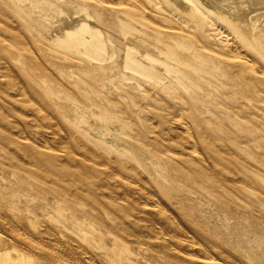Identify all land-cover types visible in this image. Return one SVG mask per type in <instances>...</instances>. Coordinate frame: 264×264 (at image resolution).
Returning <instances> with one entry per match:
<instances>
[{"label":"rangeland","instance_id":"rangeland-1","mask_svg":"<svg viewBox=\"0 0 264 264\" xmlns=\"http://www.w3.org/2000/svg\"><path fill=\"white\" fill-rule=\"evenodd\" d=\"M66 2L76 6L68 28L65 12L48 8ZM172 5L0 0V180L11 189L40 184L57 201L67 194L99 222L147 238L151 264H261V34L241 15L228 14L235 29L200 12L204 19L184 22ZM10 207L0 200V215L10 217ZM148 228L171 237L172 248L143 234ZM186 234L195 238L188 247Z\"/></svg>","mask_w":264,"mask_h":264},{"label":"bare ground","instance_id":"bare-ground-1","mask_svg":"<svg viewBox=\"0 0 264 264\" xmlns=\"http://www.w3.org/2000/svg\"><path fill=\"white\" fill-rule=\"evenodd\" d=\"M44 1L45 0H31V4L34 7H40L41 6V7L45 8ZM165 1L166 2H172V4H173L172 7L174 8V10L172 11L173 15L176 16L178 19H181L184 22H186L188 20H189V22H192L195 18H198L199 15H197V14L202 13L203 16L208 15L210 17H213L216 20L224 22V23L228 24L229 27H233L235 29L236 25L233 26L234 22L232 19H230L228 17V14L229 15H239V16L241 15V17L244 16V18H246L247 21L256 28L257 35L261 34V36H257V37H259L258 39L261 42L259 44L261 46H264V37L262 36L264 34V0H165ZM175 5L177 6L176 9H175ZM75 7H76L75 5H72V4L67 3V2L62 3V4L61 3H58V4L57 3H49V5H48V8L54 9L57 12H65V15H64L65 17L63 20H64L66 28H68L72 23L76 22V18L74 17V14L72 12V11H75ZM107 10L98 11V9L93 8V13H99L101 16H106L110 13V10H109V12ZM200 17H201V19H204V17H202L201 14H200ZM120 18H121V15L117 14V16L115 17L116 23L121 22ZM90 24H91V22H90ZM96 26H98V25H96ZM68 33L69 34L63 33V35H62L61 39H62L63 44L67 43L72 38V32L69 31ZM107 33H109V31ZM257 37H255V40H257ZM252 42H255L254 38H253ZM232 43H233V40H232ZM255 44L257 46L254 45V47L259 46L257 43H255ZM143 45L147 49L154 50V43L152 42V40H150L147 37L143 38ZM256 49H258V48H256ZM31 55L32 54H30V56ZM35 59H37V58L35 57ZM37 62L40 63L41 61L37 60ZM39 65H41V64H39ZM226 67H227V65H226ZM159 68H160L159 70H161V71L164 69V68L162 69V67H159ZM228 68H230V67L228 66ZM46 70H47V67H46ZM164 75H166V74H164ZM235 75H237V74H235ZM106 76H107V74H106ZM231 77H230L231 80H234L233 79L234 76H231ZM236 82H237V84L238 83L240 84L238 79L236 80ZM227 95H228V93H227ZM232 115H234V114L232 113ZM251 115H253V114H251ZM177 116H178V114H177ZM179 125H181L183 127V129L185 130L183 123L179 124ZM178 142L180 143L179 140H178ZM190 142H192V141H190ZM39 145H40V142H39ZM41 146H43L42 143H41ZM204 146L205 145H203V148H204ZM194 147H196V146H194ZM205 149L206 148H204V150ZM73 157H75V156H73ZM82 157H84V156H82ZM199 158L204 160L202 157H199ZM209 158H211V161H212L213 158L212 157H209ZM26 161L28 162V159ZM30 161L31 160H29V162ZM10 165H11V163H10ZM12 166L13 165H11V167ZM208 166H210V165H208ZM45 171H47V169ZM87 174H89V173H87ZM51 175H52V173H51ZM47 177H50V176L48 175ZM126 179H128V178H126ZM51 180H53V179H51ZM102 180H100V184H101ZM95 181H96V179H95ZM104 181H102V182H104ZM87 182H88V180H87ZM111 182H112V180H111ZM133 183H135V182H133ZM100 184H99V186H100ZM70 185H71V182L68 186H70ZM95 185L97 186L96 189H98L99 186L97 184H95ZM102 185L105 186V183H102ZM79 187H80V185H79ZM100 187H99V190H102V188L100 189ZM142 187H143V185H142ZM73 188H74V186H73ZM71 190H73V189H71ZM245 190H247V189H245ZM132 192L134 193V191H132ZM97 193H98V191H97ZM125 193H127V192H125ZM68 194H70V193H68ZM76 194L77 193H75V195ZM134 194H132V196H134ZM127 197L130 198V196H128V195H127ZM62 198L63 199H60L59 201H57L55 199H50L49 197H47L45 195L40 184L35 185L34 183H31L30 181L21 182L15 189H11L8 187V185L4 184L2 182V180H0V200L3 201L8 206L9 205L11 206L10 207V210H11L10 217L11 218L7 214L5 215V217H2L0 215V264H151L152 254L150 253L151 252L150 248L153 246H149L147 242H146L147 244L144 242V241H146L145 239H147V238L144 237V241H143V239L141 240L140 237L138 238V237H135L134 235L133 236L130 234L124 235V233H122V232H124V228L120 227L118 230H115L111 226H109L108 223L105 224L103 222L102 223L99 222L97 220L98 218L94 217L92 210H89V208H84L83 205H76V203L69 200L70 199L69 195L66 194ZM136 198H137V196H136ZM150 199L153 200L154 198L150 197ZM143 200H145V198ZM154 200L152 202H154ZM52 203H54V206ZM104 203H106V201ZM131 204H132V201H131ZM30 207H33V210H32L33 213L25 214L24 210L26 208H30ZM124 210H123V212H124ZM133 210H134V208H133ZM164 210H165V208H164ZM45 218L48 221L47 223L42 222V221H44ZM153 220L151 222H154ZM163 221H167V220L163 219ZM118 223H119V221H118ZM163 223L168 224L167 222H163ZM160 225H161V223H160ZM113 226L119 227L117 224H114ZM157 226L160 227L159 225H157ZM168 227H169V225H168ZM151 230L152 229L148 228L146 231H143L144 232L143 234H146L148 237L158 241L165 248H170V249L172 248L173 242H172L171 237H166L163 235L160 236V233L158 231H154V230L151 231ZM137 233L139 234L140 232L138 231ZM184 235H182V237H183L182 239L180 238L181 243L185 244V246H187V247L190 245H193L191 243H193L192 239L194 237L190 238L189 236H191V235H189V236H187V234H186V236H184ZM261 242H262V244H261L262 248L264 249V235L262 237ZM207 249H209V248H207ZM187 250H189V249H187ZM165 251H167V250L165 249ZM190 253H191V251H190ZM209 253H210V251L208 252V254ZM209 255L211 256V254H209ZM210 259H213V258L210 257ZM224 262H226V261H224ZM228 263L230 264V261ZM261 264H264L263 258L261 260Z\"/></svg>","mask_w":264,"mask_h":264}]
</instances>
